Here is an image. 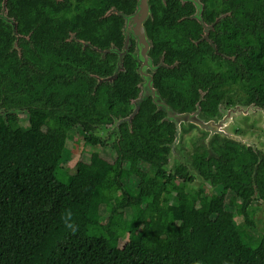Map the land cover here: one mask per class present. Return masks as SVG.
Wrapping results in <instances>:
<instances>
[{
	"label": "trees",
	"instance_id": "16d2710c",
	"mask_svg": "<svg viewBox=\"0 0 264 264\" xmlns=\"http://www.w3.org/2000/svg\"><path fill=\"white\" fill-rule=\"evenodd\" d=\"M34 12L20 19L18 43L0 22V264H264V237L247 229L255 227L249 192L255 188L264 201V158L220 135L207 145L200 130L205 139L190 152L189 167L169 170L175 130L157 128L147 115L120 145L89 136L93 123H108L112 102L88 103L96 100L93 86L67 76L75 68L46 69V21ZM255 60L264 61V48ZM189 61L181 72L190 77ZM178 72L167 70L166 85L180 82ZM252 79L264 92V68ZM123 97H112L119 111ZM201 116L216 117L207 109ZM81 132L86 144L71 174L64 153ZM105 148L111 156L102 159ZM197 178L201 186L189 190Z\"/></svg>",
	"mask_w": 264,
	"mask_h": 264
},
{
	"label": "flooded vegetation",
	"instance_id": "af4514ba",
	"mask_svg": "<svg viewBox=\"0 0 264 264\" xmlns=\"http://www.w3.org/2000/svg\"><path fill=\"white\" fill-rule=\"evenodd\" d=\"M24 4L31 18H35L37 7L42 10L39 18L46 21V69L75 68L67 76L93 86L91 98L96 100L88 103L112 102L108 123H93L89 136L98 137L105 145H120L123 134L135 136L140 131L144 123L137 120L139 115H147L157 128L172 125L175 138L169 144L168 167L173 170L178 164H191V150H181L186 135L196 133L192 145L205 139L203 129L182 115L198 112V119L219 122L240 108L239 115L230 117L226 131L240 137L243 143H239L257 153L259 161L264 158V100L257 101L264 98V92L252 79L257 69L264 68V61L255 60L257 51L264 48V0H0V22L11 27L15 43L23 37L18 31L20 19H31ZM189 59L196 71L190 77L181 72ZM168 69L180 71L173 75L174 80H180L172 82L173 88L165 82ZM186 79L190 82L185 85ZM146 83L153 84L171 114L156 104L153 94L144 93ZM114 95H119L118 99L124 95L120 111L113 103ZM188 106L192 108L184 109ZM204 108L216 117L203 118ZM257 113H262V122L240 123L242 127L229 130L237 118ZM172 119L180 123L181 134L183 131L176 154L172 144L177 125ZM190 125L199 129H189ZM173 156L179 162L171 167ZM249 196L257 199L255 188Z\"/></svg>",
	"mask_w": 264,
	"mask_h": 264
},
{
	"label": "rangeland",
	"instance_id": "374dc122",
	"mask_svg": "<svg viewBox=\"0 0 264 264\" xmlns=\"http://www.w3.org/2000/svg\"><path fill=\"white\" fill-rule=\"evenodd\" d=\"M261 116L263 117L262 113H257L256 115L250 116V117H243L245 119H241V117L237 118V120H235V123H233L230 127L229 130L230 131H234L238 126V127H242V124H248V123H252L256 120V122H262ZM198 133V132H197ZM33 135V134H32ZM85 133H80L79 135H77L73 141L71 142V146L70 149H67L64 153V158L66 159V161H68V165L70 168V173L73 174L75 173L77 170L76 168V164L78 163V161H80V159L83 156V148L84 145L86 144L84 137H85ZM187 140L183 142L181 150H191L194 148L195 145H192V141H194L196 139V133H191L189 135H186ZM112 146V144H108L107 146ZM100 155L102 156V159H106L107 157L111 156V151L110 149H103V152H100ZM179 161H177V158L175 160L170 161V165L171 167H173L174 165H176V163H178ZM94 163L100 164V161H98L97 158L94 159ZM64 174V170L63 169H59L57 172V175L59 178L62 177V175ZM97 176H99V172L97 174H95ZM202 181L199 180L198 178L192 182L187 184V187L189 190H198L199 187L201 186ZM138 187L140 189H146L147 185L141 180V182L138 183ZM253 194V193H252ZM233 204V203H232ZM251 209H250V218L251 220L255 223V227L253 228H249L247 227V229L251 232L252 235L259 237L262 236L264 237V201L262 200H257L254 201V203L251 204ZM199 219L201 221L207 222V218L204 214L200 215ZM238 222H242L244 223V221L240 218L238 219Z\"/></svg>",
	"mask_w": 264,
	"mask_h": 264
},
{
	"label": "water",
	"instance_id": "95a60500",
	"mask_svg": "<svg viewBox=\"0 0 264 264\" xmlns=\"http://www.w3.org/2000/svg\"><path fill=\"white\" fill-rule=\"evenodd\" d=\"M3 18H4L5 21L8 20L4 16H3ZM8 22H10L13 25H15L13 23V21L8 20ZM145 54H146V52H144L143 55L145 56ZM144 93L153 94L152 96L154 97V101L156 102V104L160 108L165 109L166 111H168L169 114L172 113L171 110L167 106H165V105L163 106L162 105V100L159 98L160 95H158V93L156 91H154L152 83H146L144 85ZM240 111L241 110L239 108V110L235 111L234 113L232 112V114L230 113L227 117L226 116L223 117V119L221 121H219V122H216V121H213V120L212 121H205V120L198 119V112H196L194 114L187 113V114H184L182 116L184 118H191L190 121L193 122V124H196L199 127H201L203 129V131H206V132L210 133V136L206 137V139H205V143L207 145L210 142L211 137L214 136V134H219L222 137L223 136H228L230 139H232V140H234L236 142H242L243 143V141L241 140L240 137H238V136L235 137V136H233L231 134L228 135V132L226 131V126L229 124L230 117H232V115H236V116L239 115ZM174 122L177 125V132H176V139H175L174 143L172 144V152H173V154H176V150L178 149L177 146L180 144V139H181V128H180V123L179 122H176V121H174ZM172 160H174V156H173ZM190 170L193 171V168L191 167Z\"/></svg>",
	"mask_w": 264,
	"mask_h": 264
},
{
	"label": "clouds",
	"instance_id": "9594fccd",
	"mask_svg": "<svg viewBox=\"0 0 264 264\" xmlns=\"http://www.w3.org/2000/svg\"><path fill=\"white\" fill-rule=\"evenodd\" d=\"M69 227H71V225H68Z\"/></svg>",
	"mask_w": 264,
	"mask_h": 264
}]
</instances>
